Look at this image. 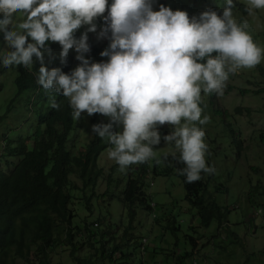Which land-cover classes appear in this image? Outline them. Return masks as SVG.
<instances>
[{
	"label": "clouds",
	"instance_id": "clouds-1",
	"mask_svg": "<svg viewBox=\"0 0 264 264\" xmlns=\"http://www.w3.org/2000/svg\"><path fill=\"white\" fill-rule=\"evenodd\" d=\"M156 0H0V33L6 49L0 58L4 68L31 69L33 57L41 63L36 83L46 92L67 98L72 119L83 113L107 117V124L92 126V133L112 146L109 159L126 174L133 165L168 159L157 158L163 140L179 152L184 165L176 169L188 184L214 175L207 165L210 155L205 141L201 94L223 97L230 75L252 69L264 59L247 31L248 19L237 22L234 0H224L222 14L208 8L198 16L173 11ZM264 10V0H247L245 11L254 16ZM17 15L23 19H17ZM103 26H97V20ZM86 26L76 38L75 33ZM88 33L98 40H110L100 55L107 62L92 63L86 58L91 48ZM29 40L31 42H29ZM47 42L62 49L61 63L69 51L80 62L70 74L44 66ZM51 108L59 110L55 99ZM165 125L173 130L161 135ZM115 128H122L116 131ZM175 158V157H173ZM264 210H258V215Z\"/></svg>",
	"mask_w": 264,
	"mask_h": 264
},
{
	"label": "rangeland",
	"instance_id": "rangeland-1",
	"mask_svg": "<svg viewBox=\"0 0 264 264\" xmlns=\"http://www.w3.org/2000/svg\"><path fill=\"white\" fill-rule=\"evenodd\" d=\"M238 5L233 9L238 23L242 19H248L247 31L252 35L254 42L264 48V10H256L254 16H248L242 10L247 0H236ZM111 3V0H109ZM170 7L173 11H186L190 17L198 16L208 8H213L222 14L224 0H156L154 10H159V5ZM17 19L23 17L17 15ZM98 30L103 26V20H97ZM86 31V26L79 29L75 35L79 38ZM78 38V39H79ZM29 42H31L29 40ZM88 43L94 49L86 55L92 63L107 62V57L100 53L108 48L110 40H98L95 33H88ZM48 51L44 52V66L49 70L60 68L65 74H70L80 62L75 59L77 53L74 49L69 51L65 63H61L62 51L58 43L47 42ZM6 45L3 34L0 33V58L5 54ZM2 64V62H1ZM3 67V65H2ZM20 67V66H19ZM4 68L6 71L0 77V118L6 116L0 123V144L3 135H9L11 139L19 137L12 129L29 130L26 123L33 122L31 108L41 101L39 98L50 100L52 93L42 90L40 93L23 92L18 95L16 79L18 68ZM41 63L33 57V67L29 69L35 75L38 73ZM264 59L252 69H241L236 75H230L223 97H217L218 103L211 94L202 93L201 107L204 115L210 116V123L203 126L206 132L205 141L209 145L210 155L207 156V165L215 166L217 172L214 175L201 174L207 182L208 199H214L218 206L226 213L223 225H218V219H213L209 226H204L199 217V211L186 201L184 181L178 175H160L153 179V185L147 186V192L152 196V202L156 208L154 213L146 212L138 208L137 219L133 223V229L126 233L131 226V220L127 215L126 206L122 205L120 192L123 191L129 174L134 173L140 165H133L127 173H121L119 165L109 159L108 150H103L97 159V168L101 170L93 188L94 198L89 202L92 189L81 188L83 183L72 176L71 181L79 185V189L70 191L73 196L72 211L78 217L74 225L80 227L83 238L77 233L75 242L88 243L85 238L89 234L85 225L93 224L99 234L106 232L103 239L110 250L117 245L121 250L135 252L132 264H140L139 249L133 248L132 241L146 238L149 240L147 264H180L178 256L185 253H194L195 259L188 258L184 264H264ZM231 89V90H230ZM230 90V91H229ZM18 96L17 100L14 99ZM14 101V102H13ZM12 108L9 112L7 109ZM217 105V107H216ZM27 107L30 108L29 112ZM242 109L240 114L237 110ZM33 116V117H32ZM92 116L82 114L78 124L77 133L84 139L91 133ZM99 122L109 121L107 117L99 115ZM90 125V126H89ZM92 127V126H91ZM122 131V128H115ZM173 129L165 125L159 129L161 135L169 134ZM234 135L237 141L242 142V150L234 144ZM3 149L0 147V153ZM157 158L164 154H179L174 146L166 145L162 140L156 148ZM1 156V154H0ZM155 161H150L151 169ZM0 167L4 169L3 162ZM161 170L163 163L158 166ZM130 169H132L130 171ZM133 175V174H132ZM259 186L260 192H253ZM261 191L263 194L261 195ZM254 199H250L252 194ZM250 200V201H249ZM86 201L90 203L89 210ZM99 219V221H98ZM175 219L176 224L173 223ZM97 226V227H96ZM176 227V229H173ZM231 228V229H230ZM230 229L229 232L226 230ZM130 235L132 237L130 238ZM194 240V248L192 241ZM96 242L95 248L100 244L99 235L92 240ZM71 247L64 245L53 251L50 264H76L71 256ZM78 257H93V264H110L108 260H101L99 254L89 247V243L77 252ZM119 250L113 258L118 259ZM16 264H29L24 259L17 258Z\"/></svg>",
	"mask_w": 264,
	"mask_h": 264
},
{
	"label": "trees",
	"instance_id": "trees-1",
	"mask_svg": "<svg viewBox=\"0 0 264 264\" xmlns=\"http://www.w3.org/2000/svg\"><path fill=\"white\" fill-rule=\"evenodd\" d=\"M234 3L238 5L236 0ZM241 8L246 12L244 6ZM90 48L94 49L91 45ZM5 72L0 62V77ZM15 83L18 95L23 92L42 95L43 89L36 83V75L28 68L23 66L18 68ZM52 95L50 100L42 95L39 98V101L42 100L41 104L31 108L30 113L34 117L32 116L33 122L30 120L26 123L29 130L12 129L19 139L13 140L9 135H3L1 139L0 147L3 151L0 153V162H3L4 169L0 167V264H16L17 258L24 259L29 264H50L53 251L63 245L71 247V256L76 264H93V257L76 256L77 252L88 243L89 247L99 254L101 260H108L110 264H132L135 252L121 250L117 245L110 250L106 249L108 243L103 239L107 233L99 234L93 224L91 227L85 225L89 234L85 236L88 243L75 242L77 233L79 236L83 234L80 232V227L74 225V220L78 216L71 209L74 206V199L70 191L78 190L79 185L73 183L71 177L76 176L83 183L81 188L92 189L90 202L94 198L93 188L101 174V170L97 168V159L103 150L112 146L106 139H101L92 133L91 126L101 124L98 120L100 114L92 115L91 126L89 125L91 133L83 139L77 133V125L84 122L72 119L73 110L69 100L62 95L55 93ZM211 96L217 104V96L215 94ZM17 98L18 96L14 101ZM53 99L60 104L59 110L51 108ZM12 105L13 103L7 112L11 110ZM29 110L30 108L27 107L28 112ZM237 111L242 113V109ZM5 117L0 118V123ZM234 144L239 151L242 150V142L237 141L235 135ZM165 156L168 159L163 162L161 170L157 165L151 169L149 162L141 164L137 171L129 174V181H126L123 191L120 192L122 200H119L124 207L129 208L127 215L130 217L131 226L127 228L126 233L133 229L138 208L154 213L156 206L152 202V196L147 192L149 182L150 186L153 185V179L162 174L178 175L176 169L184 167L178 162L179 154H164L161 159ZM178 176L184 181L186 201L199 211L201 223L209 226L213 219H218V225L224 226L226 213L214 199H208L207 182L201 179L188 184L184 176ZM253 192H260V187L256 186ZM253 192L250 199L256 196ZM89 202L86 201V204H89L88 210ZM173 223L176 224L175 219ZM230 229L226 231L229 232ZM98 235L100 244L95 248L96 242L92 240ZM191 241L194 248L195 241ZM148 243L149 240L146 238L132 241L131 247H135V250L139 249L140 264H147L146 257L150 251ZM118 250L120 256L116 260L113 256ZM192 251L178 256V262L184 264L188 258L195 259Z\"/></svg>",
	"mask_w": 264,
	"mask_h": 264
}]
</instances>
